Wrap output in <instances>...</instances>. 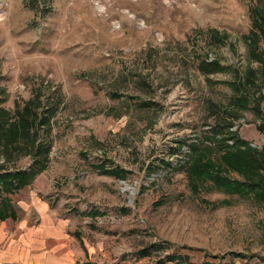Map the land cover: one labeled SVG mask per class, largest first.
<instances>
[{
  "label": "rangeland",
  "instance_id": "1",
  "mask_svg": "<svg viewBox=\"0 0 264 264\" xmlns=\"http://www.w3.org/2000/svg\"><path fill=\"white\" fill-rule=\"evenodd\" d=\"M263 1L0 0V108L10 120L30 101L51 110L48 133L39 128L51 143L46 166L13 204L49 201L81 246V237L93 246L95 264L169 255L165 264H264V203L210 181L194 190L187 163L176 165L191 143L214 147L203 137L219 139L212 130L227 122L264 145V84L244 42L250 9ZM203 60L222 69L205 73ZM249 67L254 86L244 82ZM242 94L246 108L236 104ZM23 145H8L9 155L0 146V171L31 165ZM113 168L125 177L102 172ZM149 245V255L138 252Z\"/></svg>",
  "mask_w": 264,
  "mask_h": 264
},
{
  "label": "trees",
  "instance_id": "2",
  "mask_svg": "<svg viewBox=\"0 0 264 264\" xmlns=\"http://www.w3.org/2000/svg\"><path fill=\"white\" fill-rule=\"evenodd\" d=\"M37 1V0H36ZM250 22L251 27L247 34L244 35V42L246 50L251 58V61H256L260 65V75L262 83L264 84V48H261V44H264V1L262 3L255 4L250 9ZM218 34V32H215ZM217 37V35H215ZM201 70L205 73H211L215 70H221L222 66L217 61H201ZM248 76L245 79V83L249 86L256 84L255 76L257 70L249 67L247 70ZM244 83V84H245ZM39 96H35L38 100ZM236 104L246 108L248 106L249 99L244 94L235 97ZM29 102V101H28ZM33 102V101H30ZM24 105L22 108H17L15 120H10V117L6 118L8 113L5 109L0 108V146L1 151H6L9 155L12 148L16 147V143L19 140H24L27 146L23 145L26 150L32 153V163L27 169L16 170H4L0 171V219H4L7 216L14 217V210L12 209L9 194L21 189L28 185L33 178L39 174L46 166L48 159V152L51 146L50 141L44 140L39 136V128L48 133L49 124V112L42 111L41 113L36 111L33 104ZM38 103L39 102H34ZM256 112L260 115V109L255 106ZM19 116V117H18ZM262 118L264 116L262 115ZM18 120V121H17ZM15 121V122H14ZM231 123H223V125L213 126L212 132L222 133L219 139L216 137L211 138L210 135L205 136V140L209 142L211 139H215V146L210 147L205 145L202 148L198 147V143L188 145V153L184 157L180 167H186L188 170L189 180L191 185L196 186L200 182L210 181V183L218 190L224 192L226 195H236L244 198H252L257 203H264V145L261 148L252 146L250 142L245 139H240L234 133V131H228V127ZM226 128V132L223 129ZM220 129V130H219ZM259 131L264 135V123L260 122L258 126ZM42 137V136H41ZM232 140V143L223 142V140ZM8 145H14L10 150ZM180 150V148H178ZM176 151L174 148L172 152ZM204 151H211L208 155ZM212 155V156H211ZM190 161V162H189ZM162 163L169 164L167 161ZM229 171L238 172L239 178L236 179L229 175ZM102 172L113 175L116 178H123L126 172L120 168L103 169ZM224 205H229L228 199L222 200ZM95 213V212H93ZM155 248H157L154 245ZM153 245L143 247L139 253L141 255H149ZM235 256H243L236 254ZM180 262L184 260L183 257H179ZM176 256L169 255L164 260H157L154 264H165L168 260H175ZM187 264H192L188 262ZM202 264H215L209 261H203ZM225 264H233L231 262Z\"/></svg>",
  "mask_w": 264,
  "mask_h": 264
},
{
  "label": "crops",
  "instance_id": "3",
  "mask_svg": "<svg viewBox=\"0 0 264 264\" xmlns=\"http://www.w3.org/2000/svg\"><path fill=\"white\" fill-rule=\"evenodd\" d=\"M9 197L14 217L0 219V264H95L93 246L84 237L81 246L75 226L53 211L49 201L28 196L32 204L14 205L20 200ZM17 208L23 209L20 215Z\"/></svg>",
  "mask_w": 264,
  "mask_h": 264
}]
</instances>
